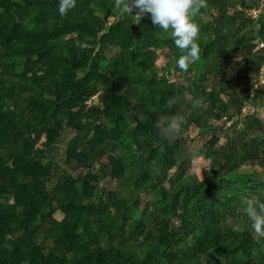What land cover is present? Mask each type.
Listing matches in <instances>:
<instances>
[{
	"label": "trees",
	"instance_id": "trees-1",
	"mask_svg": "<svg viewBox=\"0 0 264 264\" xmlns=\"http://www.w3.org/2000/svg\"><path fill=\"white\" fill-rule=\"evenodd\" d=\"M262 1L206 0L181 71L170 33L116 0H0V264H264L235 225L264 202L242 173L264 175Z\"/></svg>",
	"mask_w": 264,
	"mask_h": 264
},
{
	"label": "clouds",
	"instance_id": "clouds-1",
	"mask_svg": "<svg viewBox=\"0 0 264 264\" xmlns=\"http://www.w3.org/2000/svg\"><path fill=\"white\" fill-rule=\"evenodd\" d=\"M116 6L122 8L125 14L133 17H141L150 14L153 25L166 33H170L175 47L181 55L176 59V66L181 71H187L189 65L199 59L197 37L199 26L193 17L200 9L206 8V0H116ZM74 7V0H58V11L64 15L67 9ZM132 9L137 14H132ZM183 100L189 102L193 108H203V102L199 98H192L188 92H184ZM168 106L177 103L176 97H170L166 101ZM185 121L179 114L161 117L156 122L161 137L169 143L174 141ZM245 214L250 221L249 228L258 237H264V202L256 204L248 203Z\"/></svg>",
	"mask_w": 264,
	"mask_h": 264
},
{
	"label": "rangeland",
	"instance_id": "rangeland-1",
	"mask_svg": "<svg viewBox=\"0 0 264 264\" xmlns=\"http://www.w3.org/2000/svg\"><path fill=\"white\" fill-rule=\"evenodd\" d=\"M261 5H262V7H264V1H262V4ZM118 11H120V9ZM134 11L137 12L136 9ZM159 54H160V59L158 60V66H159L160 69H162L164 67L165 63H166V59H165V54L166 53H163V52H160L159 51ZM179 78L180 77H178V76H172L171 77V80L178 81ZM246 110H247V114L248 113L252 114L253 111H254V109L252 107H247ZM260 116H261L262 119H264V110L263 109L260 110ZM238 122L244 123V120L239 119V120L236 121V123H238ZM232 123L233 122L229 121L226 125H224V129H226L227 126L232 125ZM240 127H243L244 128L245 125L241 124L239 126V128ZM243 128H241V129H243ZM72 134H73L72 132H66L59 139L58 144H57L59 153L62 154L64 152V149L66 147V144L70 140ZM199 144H200L199 141H197L195 143V146H198ZM195 153H197V150H195ZM246 172L250 173L251 175H253L254 177H256V179H258V180H261V181L264 180V175H261L260 174V169L258 167H256V166L249 165L245 171H242L243 174H245ZM234 177L237 178L236 175ZM249 202H251V200H249ZM249 223L250 222H247V221H244V222L238 221L237 224H235V225H236V227L238 229H244ZM255 236H256V240H257L256 245H255V248L261 247V248L264 249V237H258L256 234H255Z\"/></svg>",
	"mask_w": 264,
	"mask_h": 264
},
{
	"label": "built area",
	"instance_id": "built-area-1",
	"mask_svg": "<svg viewBox=\"0 0 264 264\" xmlns=\"http://www.w3.org/2000/svg\"><path fill=\"white\" fill-rule=\"evenodd\" d=\"M259 13H260V10L257 9V10L252 11V14H251V15H252L254 18H256V17L259 15ZM260 84H264V72H262V74H261V77H260ZM244 114H247V110H246V109H244Z\"/></svg>",
	"mask_w": 264,
	"mask_h": 264
}]
</instances>
